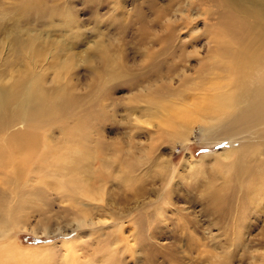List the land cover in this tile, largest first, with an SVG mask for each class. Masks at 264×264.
Listing matches in <instances>:
<instances>
[{"label": "rangeland", "instance_id": "obj_1", "mask_svg": "<svg viewBox=\"0 0 264 264\" xmlns=\"http://www.w3.org/2000/svg\"><path fill=\"white\" fill-rule=\"evenodd\" d=\"M208 2L0 0V179L20 171L24 203L0 222L16 223L4 241L28 261L65 264L73 245L74 264H264V206L250 208L248 187L264 171V122L193 116L177 138L155 114V88L188 109L204 84ZM171 38L174 56L144 55ZM94 41L112 63L84 58ZM29 88L39 98L27 101ZM225 129L248 138L228 142ZM241 143L244 163L216 158ZM109 198L114 209L89 207ZM119 207L128 216L114 221Z\"/></svg>", "mask_w": 264, "mask_h": 264}, {"label": "bare ground", "instance_id": "obj_2", "mask_svg": "<svg viewBox=\"0 0 264 264\" xmlns=\"http://www.w3.org/2000/svg\"><path fill=\"white\" fill-rule=\"evenodd\" d=\"M209 1L212 2L215 9H213V7L208 8L201 13H203L205 17L210 16L208 21L211 20V23L209 24L211 28L208 30L207 34L209 36L208 39L214 43L215 46L212 47L213 49L210 47V55H207L209 59V62L206 66L208 72L206 74L199 72L200 74H197V78H200L199 80L204 83L203 85H205V82L207 81H215L211 84L210 88H204V86L201 84L195 87L197 92L195 95H192L197 97H193V103L191 102V107L188 105V107H190L188 109H186L187 107H184V105L182 108L179 105L177 106V104H180L177 102V100H169L168 96H172L175 92L169 87H163L161 88L162 90L160 88H155L152 91L153 93L151 92V94L155 96L154 98L157 99V106H154L156 109L155 112H157L155 114H157L159 117H164L162 119H164L171 128H174V131L171 133V135L177 138L187 136L188 131L186 130H191L189 126H192L191 122L189 123L190 125H188V119L190 120L193 118V116H196L197 118L202 116L209 117L212 115H216V117L226 116V118L229 120L227 115L231 111H235L237 113L234 118H238V120L246 123L247 125L250 123L264 122V0ZM95 48L96 51L93 49V53L95 54L88 56V54L85 53L84 58H91L97 62L112 63L108 52L98 48L96 42ZM141 48L143 49V47ZM178 48L179 44L176 39L173 40L171 38L169 41L161 40V49L159 51L157 50L156 52V50L152 48H147L144 55L146 57H150L153 59V61L156 57H159L160 61H162L163 59L168 58L170 55L174 56ZM153 61L149 67L153 66L155 68L153 70H157L158 66H156L155 62ZM210 69H212L213 72H211ZM214 69L217 71L215 72ZM149 70H151V68H149ZM211 73L215 74L213 75ZM107 74L110 75L108 72ZM209 77H211L210 80L208 79ZM194 92L195 91H193V93ZM37 96L39 98V95L33 91L32 88H29L25 95L27 101H32L37 98ZM154 98H152V100ZM6 107H8V101L6 98V93L3 91L0 93V121L4 119L2 115ZM218 118L220 125L217 126L215 131H217L220 127H222L221 125L224 124V122L221 121L222 118ZM184 120H186L187 123ZM228 134L230 137H228ZM219 136L228 142H244L243 139L248 138H238L237 132L233 131L232 133V131L229 129H225L223 134H220ZM244 147H246V144L241 143L240 147L225 149L215 156L216 158L222 156V158L226 157L225 159H230L236 154L237 157H234V160L244 163L242 160L245 159H242L243 156H241L242 152L244 151ZM190 157H192V155ZM232 164L234 163L232 162ZM238 166H241V164H238ZM261 166L262 165L258 163L253 168H260ZM121 169H124V167ZM125 170H127V167H125ZM13 171L15 174L12 179H9L8 177L0 179V215H2L4 212L9 214L11 210L16 211L19 205L24 204L19 199V195L21 193L20 191L22 189L20 187L21 180L19 179L21 173L20 171L18 172L16 170ZM121 172L123 175V171ZM250 182L251 184L248 186L249 193L253 197L249 201L252 202L250 208H257V210L262 209L264 206V171L260 174L252 176ZM79 189H82V186ZM84 190L86 191L84 192V194H86V200L88 199L92 201L93 198L96 197L93 196V193L90 189L87 188V190ZM98 201L103 202L105 200L103 197H100ZM85 205H87V203ZM97 205L89 207L91 210H93V212L94 210H98L100 208L104 209V207H110L111 209L115 208V205L110 198L108 201H106V203H102L101 206ZM133 208H136V205L135 207H132V209ZM119 211L120 215L112 213L110 215L111 219L113 218L114 221H119L122 218L126 219V216L128 215L125 213V211L120 207ZM13 217L15 218V214ZM12 222L13 221H11V223L0 222V264H37V261H39L38 258L36 259V257L32 258L29 256L28 261L24 256H22L21 253L15 250V246L17 245L15 241H4L5 236H8L11 233V230L16 224ZM123 228L124 226H121L120 232L123 231ZM124 245L125 248L118 250L120 253L125 252L124 249L128 251L130 249L132 250V246H128L126 243ZM71 247L72 248H70L68 252H65L64 257L62 258L65 264H74L71 260L74 256V247L73 245ZM46 262L49 264L48 260H46L44 264H46Z\"/></svg>", "mask_w": 264, "mask_h": 264}]
</instances>
